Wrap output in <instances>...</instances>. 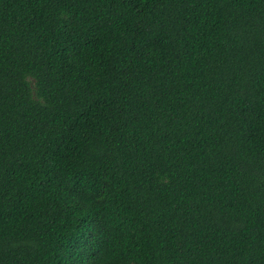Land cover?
Masks as SVG:
<instances>
[{"label": "trees", "instance_id": "16d2710c", "mask_svg": "<svg viewBox=\"0 0 264 264\" xmlns=\"http://www.w3.org/2000/svg\"><path fill=\"white\" fill-rule=\"evenodd\" d=\"M0 264H264V0H0Z\"/></svg>", "mask_w": 264, "mask_h": 264}]
</instances>
